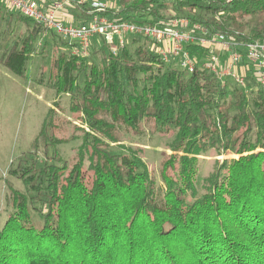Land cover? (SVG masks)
<instances>
[{
	"label": "trees",
	"instance_id": "trees-1",
	"mask_svg": "<svg viewBox=\"0 0 264 264\" xmlns=\"http://www.w3.org/2000/svg\"><path fill=\"white\" fill-rule=\"evenodd\" d=\"M168 5L214 33L264 40V0H116L105 11L86 2L77 4V17L149 25L178 17L166 14ZM5 9L2 20H19L26 33L1 63L24 77L45 29ZM49 36L42 50L53 41L52 58L38 83L69 97L84 139L69 164L57 149L55 108L49 111L35 142V150L45 142L44 164L35 151L9 171L26 190L10 189L0 264H264V88L251 81L246 92L206 70L167 65L143 37L116 55L100 40L97 63L64 50L71 45L55 32ZM150 121L175 132L161 162L162 196L145 151L117 137L121 127L139 133ZM212 150L239 158L215 163L201 194L199 158Z\"/></svg>",
	"mask_w": 264,
	"mask_h": 264
},
{
	"label": "rangeland",
	"instance_id": "rangeland-1",
	"mask_svg": "<svg viewBox=\"0 0 264 264\" xmlns=\"http://www.w3.org/2000/svg\"><path fill=\"white\" fill-rule=\"evenodd\" d=\"M99 1L106 2L107 8L116 5V0ZM0 5H4L0 15V227H3L12 212L10 189L14 188L21 192L26 190L24 183L12 176L9 171L16 169L21 157L30 152L34 153L36 151L37 158L44 164L45 142L41 139L36 150L35 142L49 111L55 108L54 123L56 125L55 138L58 142L57 149L62 158L71 165L78 157V151L84 139L82 130L86 127L82 126L77 116L70 113V99L67 95L58 97L53 90L38 83L41 71H48L52 58L53 41L50 42L47 49L42 50L44 39L50 37L49 32L44 31L43 38L37 43L38 50L29 59L26 76L21 77L14 74L1 63V58L5 51L20 36H24L26 28L24 24L16 19L8 26L7 20H2L4 14L7 13L5 9L7 7L1 2ZM74 5L77 6V3ZM68 9L65 8L58 14V19L63 23L77 26L86 21L82 18H72L71 20L67 15ZM167 12L166 14L171 15L174 13L178 17L189 15L187 12L177 13L170 5H168ZM78 14H80V10ZM190 15L194 14L190 13ZM195 15H199V13ZM131 39L128 47L133 49L134 44ZM64 41L70 43L67 39H64ZM100 45V40L97 41V46L94 44L90 61L98 63L102 59V53H95ZM152 47L156 49L155 45ZM64 50L72 51L73 47L66 46ZM108 52L109 49H105V55ZM227 84L233 86L231 81H227ZM251 89L249 88V90ZM174 133L173 130L165 131L156 126L153 121H150L141 125L139 133L121 127L117 134L121 144L145 151L144 161L157 182V193L159 196H162L165 191L164 183L160 177L161 162L166 155L171 154L168 144L174 140ZM236 158H239V156L234 153H219L216 150L200 156L199 164L201 169L198 181L200 193H204L202 189L204 179L214 171L215 163ZM49 162L56 163L51 159ZM33 218L36 222H42L41 218L35 213H33Z\"/></svg>",
	"mask_w": 264,
	"mask_h": 264
},
{
	"label": "built area",
	"instance_id": "built-area-1",
	"mask_svg": "<svg viewBox=\"0 0 264 264\" xmlns=\"http://www.w3.org/2000/svg\"><path fill=\"white\" fill-rule=\"evenodd\" d=\"M86 1L98 11L107 9V3L98 0H56L50 7L42 0H0L8 9L43 26L45 31H53L67 39L73 54L84 59L90 58L94 39L101 40L116 55L128 46L131 38L143 37L151 42V49L167 65H174L189 74L197 69L206 70L223 84L231 81L246 92L251 88V81L264 88V40L243 43L214 33L208 26L188 17L149 25L114 21L100 15H91L77 26L66 25L58 19L63 9ZM189 45L209 48L211 52L193 54L187 49Z\"/></svg>",
	"mask_w": 264,
	"mask_h": 264
},
{
	"label": "crops",
	"instance_id": "crops-1",
	"mask_svg": "<svg viewBox=\"0 0 264 264\" xmlns=\"http://www.w3.org/2000/svg\"><path fill=\"white\" fill-rule=\"evenodd\" d=\"M42 1L45 3L46 7H50L56 0H42ZM76 8H77L76 5H72L67 10V12H68L67 15H68V17L71 18V20H72V18H78L77 15H78L79 11H78V8L77 9Z\"/></svg>",
	"mask_w": 264,
	"mask_h": 264
}]
</instances>
